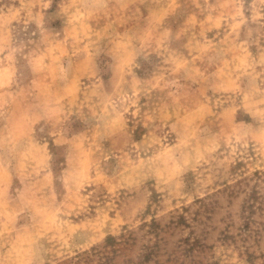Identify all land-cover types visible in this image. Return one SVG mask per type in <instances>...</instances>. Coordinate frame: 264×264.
Segmentation results:
<instances>
[{
	"label": "rangeland",
	"instance_id": "rangeland-1",
	"mask_svg": "<svg viewBox=\"0 0 264 264\" xmlns=\"http://www.w3.org/2000/svg\"><path fill=\"white\" fill-rule=\"evenodd\" d=\"M259 173L264 0H0V264H264Z\"/></svg>",
	"mask_w": 264,
	"mask_h": 264
},
{
	"label": "trees",
	"instance_id": "trees-1",
	"mask_svg": "<svg viewBox=\"0 0 264 264\" xmlns=\"http://www.w3.org/2000/svg\"><path fill=\"white\" fill-rule=\"evenodd\" d=\"M259 179H264V173H259L257 176ZM259 197V193L255 190L252 192L250 198L257 200ZM252 203H250L249 207L251 206Z\"/></svg>",
	"mask_w": 264,
	"mask_h": 264
}]
</instances>
